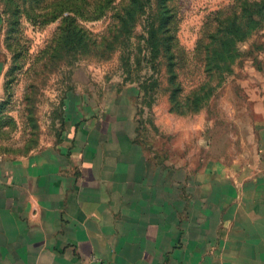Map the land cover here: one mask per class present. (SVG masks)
Masks as SVG:
<instances>
[{
	"label": "crops",
	"instance_id": "0c3cea01",
	"mask_svg": "<svg viewBox=\"0 0 264 264\" xmlns=\"http://www.w3.org/2000/svg\"><path fill=\"white\" fill-rule=\"evenodd\" d=\"M258 33L227 98L240 152L202 156L201 139L197 154L156 152L139 135L138 89L122 87L73 110L60 137L0 154V264H264V26ZM2 40L0 15V100Z\"/></svg>",
	"mask_w": 264,
	"mask_h": 264
},
{
	"label": "rangeland",
	"instance_id": "374dc122",
	"mask_svg": "<svg viewBox=\"0 0 264 264\" xmlns=\"http://www.w3.org/2000/svg\"><path fill=\"white\" fill-rule=\"evenodd\" d=\"M245 2L264 0H0L7 60L0 154L28 153L41 140L60 137L65 119L75 118L73 110L98 104L122 87L148 89L144 103L151 108L140 106L139 134L148 144L152 140L156 152L163 144L172 157L183 148L197 154L198 139L202 156L240 152L242 132L227 101L235 73L207 72L205 64L221 37L216 29L233 17L244 26ZM149 25L161 38L154 59L145 45ZM260 30L247 44L260 42ZM204 92L202 109L193 113L194 95ZM171 94L182 113L166 120ZM194 123L202 125L201 136Z\"/></svg>",
	"mask_w": 264,
	"mask_h": 264
},
{
	"label": "trees",
	"instance_id": "16d2710c",
	"mask_svg": "<svg viewBox=\"0 0 264 264\" xmlns=\"http://www.w3.org/2000/svg\"><path fill=\"white\" fill-rule=\"evenodd\" d=\"M133 3V2H132ZM131 3V4H132ZM242 19L245 20V24L241 27L238 23V19L233 17L232 20L228 21L223 28L216 29L215 32L221 35L218 40L217 48L214 49L211 53L210 60L205 64V69L207 72L210 70H220L223 69L227 74H232V67L239 61L241 58L246 57L247 55L252 53V49H243L242 46L247 44L251 35L260 30L264 25V2L250 4L248 2L243 3L242 9ZM158 30L153 26L149 25L147 30V39L145 41V45L150 55L151 59L156 58L159 55V40L161 38L158 37ZM251 47L257 49V43L249 42ZM241 44L240 48L238 45ZM172 60V56H170ZM170 70L172 71V67L170 66ZM156 80L152 81V85H156ZM8 85V84H7ZM204 89V88H200ZM139 90V89H138ZM207 91V90H206ZM208 92H204L203 96L194 95L193 98V113L199 112L201 108V101L205 99V96ZM148 95L147 88H140L139 96L137 100V107L139 112V130L142 129L140 115L143 113L142 106L144 103V98ZM170 101L169 112L171 114L179 115L182 113L180 109H178L177 105H173L171 101H173L172 94L168 96ZM141 106V107H140ZM148 108H151V105H147ZM1 110V109H0ZM140 135V134H139ZM142 138V136H140ZM144 139V138H143ZM37 147V146H36ZM30 152V151H29ZM28 152V153H29ZM25 153V152H24ZM27 154V153H25Z\"/></svg>",
	"mask_w": 264,
	"mask_h": 264
}]
</instances>
